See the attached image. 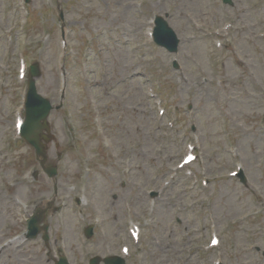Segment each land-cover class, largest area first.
I'll return each instance as SVG.
<instances>
[{"label":"rangeland","instance_id":"374dc122","mask_svg":"<svg viewBox=\"0 0 264 264\" xmlns=\"http://www.w3.org/2000/svg\"><path fill=\"white\" fill-rule=\"evenodd\" d=\"M166 14L181 40L174 54L148 35L152 19ZM262 29L264 0H31L27 6L0 0V62L7 55L39 62L38 91L54 105L61 93L66 97L49 118L54 139L47 164L59 166L56 184L70 205L78 192L70 185L87 188L90 205L82 215L67 208L50 219L52 238H66L73 264H84L85 254L102 255L119 239L137 249L129 211L149 226L143 251L128 264H264ZM18 79H25L20 69ZM3 91L0 185L38 166L28 145L13 153L6 147L2 115L16 98L14 88ZM66 117L76 148L63 130ZM191 146L197 159L181 167ZM238 170L246 186L231 176ZM37 183L15 190L14 199L0 189V242L20 225L18 201L53 192L44 173ZM152 190L161 196L155 203L147 198ZM93 219L101 223L85 243L81 229ZM213 235L220 237L217 247ZM22 248L17 257L4 250L0 264H54L58 257L56 244L39 239Z\"/></svg>","mask_w":264,"mask_h":264},{"label":"water","instance_id":"95a60500","mask_svg":"<svg viewBox=\"0 0 264 264\" xmlns=\"http://www.w3.org/2000/svg\"><path fill=\"white\" fill-rule=\"evenodd\" d=\"M165 25L166 23L164 21H158L156 39L161 44L164 43L160 39V34L169 33L165 28ZM169 48L171 47L169 46ZM39 76V65L35 64V66L32 68L31 81L29 84V91L27 95V120L24 127V136L29 143L33 144L36 147L37 154L40 156L45 154L44 150L46 148V145L42 143V138L45 139L47 143L52 140V137L48 134L45 135L44 132L47 131L48 133H50L48 117L53 107L49 99L44 98L37 92L34 78ZM108 264L110 263L108 262ZM114 264L119 263L116 262Z\"/></svg>","mask_w":264,"mask_h":264},{"label":"flooded vegetation","instance_id":"af4514ba","mask_svg":"<svg viewBox=\"0 0 264 264\" xmlns=\"http://www.w3.org/2000/svg\"><path fill=\"white\" fill-rule=\"evenodd\" d=\"M2 75L0 74V77H1ZM5 78H6V81L9 83L11 80H10V76L9 75H6L5 76ZM8 112V110L5 112V113H7ZM5 113H4V115H2V120H4V122H6V127H5V129L7 128V126H8V124H9V121L8 120H5V118H4V116H5ZM18 188H23V186H19ZM32 188V187H31ZM52 189H53V193H54V186L52 187ZM58 192H59V189H58ZM52 195L50 196V195H45V194H40L39 196H38V198H33V199H31L30 201H36V202H41V203H44L45 202V205H48V203H50L51 202V199H52ZM60 210V207H58V206H56L55 205V201H52L51 202V204H50V206H49V208H48V211H47V218H49V219H51V217L56 213V212H58ZM19 230V229H18ZM18 230H14V232H12L11 234H13V233H15V232H17ZM50 233H51V229H50ZM49 233V238H48V241L46 242V241H44V237H42V235L39 237V240H41L42 242H43V244L45 243L47 246H50L51 244L52 245H54V244H56V251H57V246H58V244L59 243H62L63 244V251L64 252H66V253H68V242H67V240H66V238L65 237H63V236H60V237H58L57 239L56 238H52V233L50 234ZM43 239V240H42ZM38 240V239H37ZM44 244V245H45ZM22 250H23V248L22 247H19L16 251H15V256L17 257V256H19V254L22 252ZM77 251H78V246H77V236H76V251L75 252H73L74 254H77ZM57 253H58V251H57Z\"/></svg>","mask_w":264,"mask_h":264}]
</instances>
